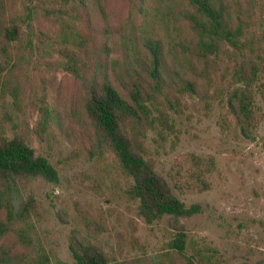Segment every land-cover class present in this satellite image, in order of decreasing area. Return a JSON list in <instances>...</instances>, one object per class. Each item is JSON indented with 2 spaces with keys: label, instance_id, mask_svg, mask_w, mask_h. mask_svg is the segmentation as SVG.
Instances as JSON below:
<instances>
[{
  "label": "trees",
  "instance_id": "1",
  "mask_svg": "<svg viewBox=\"0 0 264 264\" xmlns=\"http://www.w3.org/2000/svg\"><path fill=\"white\" fill-rule=\"evenodd\" d=\"M55 1L61 7L52 12L79 21L77 46L63 50L64 68L80 89L79 107H68V127L89 143L90 159L112 154L126 178L125 195L137 203L138 214L149 224L166 220L170 231L155 259L142 255L124 264H225L217 248L190 242L183 219L201 213L202 206L188 204L176 193L210 189L215 158L187 153L165 176L147 138L152 130L161 135L174 130L172 112H184L186 96L203 101L210 111L219 105L226 122L252 137L262 118L257 95L264 87V29L256 27L262 16L256 10L259 0H120L127 7L122 17L113 15L110 0ZM7 8L0 0L1 96L8 90L19 92L20 83H12L18 66L14 43L25 30L17 22L6 23ZM138 15L139 25L134 24ZM159 27L166 33L163 39L156 37ZM48 34L42 31V39ZM42 113L40 134L61 118L47 104ZM38 178L58 183L60 172L17 126L10 136L0 122V264H21L29 256L28 250L15 253L3 241L18 231L22 245L32 246L33 219L40 216L37 201L29 194L16 210L13 186ZM20 224L26 226L18 229ZM95 224L97 231L104 227L102 221ZM94 238L80 229L71 232L75 264H111L112 257Z\"/></svg>",
  "mask_w": 264,
  "mask_h": 264
},
{
  "label": "rangeland",
  "instance_id": "2",
  "mask_svg": "<svg viewBox=\"0 0 264 264\" xmlns=\"http://www.w3.org/2000/svg\"><path fill=\"white\" fill-rule=\"evenodd\" d=\"M5 1L6 23L17 22L25 30L22 39L14 43L18 66L12 83H20L19 92L16 95L8 90L0 95V122L10 136L17 126L36 152L48 156L56 165L60 180L54 183L38 178L27 186L14 184L16 210L33 194L40 216L33 219L31 247L26 249L22 245L18 231L9 234L3 243L15 253L29 251L21 264H35L34 258L51 264H75L70 234L80 229L105 248L112 257L111 264H124L126 259L142 255L155 259L170 237L167 221L149 224L138 214L137 203L125 195L126 178L119 173L112 154L90 159L85 148L89 143L68 127L69 120L65 118L69 106L79 107L78 82L64 68L63 54L65 47L77 46L79 21L52 12L54 6L61 7L55 0ZM110 1L113 15L126 14L124 2ZM256 10L262 13L256 27L263 30L264 0H259ZM141 22L142 15H138L134 24ZM158 29L156 37L165 38L164 29ZM45 30L49 34L42 39ZM121 51L122 46L117 53ZM184 103L183 113L172 112L174 130H166L163 135L158 129L152 130L147 140L157 169L165 176L187 153L215 158L210 189H176L188 204L202 206L201 213L183 219L189 240L217 248L225 264H264V87L257 95L262 118L251 138L244 136L235 123L223 119L219 105L210 111L203 101L189 96ZM46 104L61 118L53 119L51 126L40 134L38 125ZM100 221L104 227L101 225L97 231L95 222ZM23 226L26 224L17 228Z\"/></svg>",
  "mask_w": 264,
  "mask_h": 264
}]
</instances>
